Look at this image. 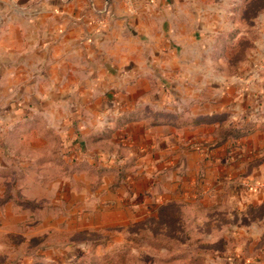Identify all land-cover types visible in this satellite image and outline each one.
<instances>
[{"label": "crops", "instance_id": "obj_1", "mask_svg": "<svg viewBox=\"0 0 264 264\" xmlns=\"http://www.w3.org/2000/svg\"><path fill=\"white\" fill-rule=\"evenodd\" d=\"M77 199L176 217L179 264H264L261 0H0V264Z\"/></svg>", "mask_w": 264, "mask_h": 264}, {"label": "rangeland", "instance_id": "obj_2", "mask_svg": "<svg viewBox=\"0 0 264 264\" xmlns=\"http://www.w3.org/2000/svg\"><path fill=\"white\" fill-rule=\"evenodd\" d=\"M68 201L54 202L57 207L64 208ZM79 202L83 204L80 199L72 201L69 209L77 206V211L66 216H63V209L59 211H62L60 215H55L54 210L48 215L47 210L42 209L45 214L39 216V234L32 238V231L22 229L29 237H23L25 244L18 248L21 250L18 262L12 264H179V253L183 251L187 232L178 230L176 217L162 215L155 222L131 226L105 224L99 215L103 210L95 214V211L89 213L93 209L89 208L88 214L80 213ZM263 212L264 204L258 206L254 214L259 218ZM51 227H55V231L48 232ZM203 233L200 231L201 235ZM31 242L33 246H30Z\"/></svg>", "mask_w": 264, "mask_h": 264}]
</instances>
